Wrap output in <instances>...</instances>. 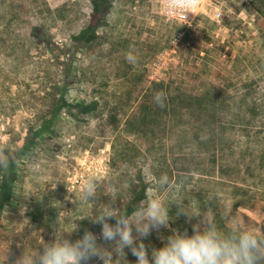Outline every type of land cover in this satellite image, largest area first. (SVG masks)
I'll return each instance as SVG.
<instances>
[{"label":"rangeland","instance_id":"rangeland-1","mask_svg":"<svg viewBox=\"0 0 264 264\" xmlns=\"http://www.w3.org/2000/svg\"><path fill=\"white\" fill-rule=\"evenodd\" d=\"M94 1L0 0L7 264L94 215L112 186L129 215L149 197L166 202L168 226L143 238L149 255L173 231L193 234L209 210L222 228L236 215L264 230V0H202L187 16L170 0H105L99 11ZM89 26L97 39L76 42ZM89 176L97 198L85 202ZM74 222L66 238L99 237L91 218Z\"/></svg>","mask_w":264,"mask_h":264},{"label":"clouds","instance_id":"clouds-1","mask_svg":"<svg viewBox=\"0 0 264 264\" xmlns=\"http://www.w3.org/2000/svg\"><path fill=\"white\" fill-rule=\"evenodd\" d=\"M197 3L198 0H170L172 9L184 12L186 16L189 13L187 10ZM164 99L163 93H157L154 97L160 107L164 106ZM8 166V157L0 149V169L6 170ZM97 179L89 176L81 184L83 201L97 198ZM157 183L161 187L168 185V177L162 175ZM109 191L111 201L99 206L94 215L73 220L74 227L71 230L55 231L54 238L49 242L40 237V246L31 249L24 247L14 264H89L93 259L101 264H127L125 249H129L136 257V264H264V230L259 226L249 228L248 223L236 215L223 217L222 228L215 223L211 210L203 217V226H193V234L173 231L166 243L160 248H153L149 255L143 238L153 229L168 226L170 216L166 202L158 197H149L147 202L142 201L129 215L113 206L119 196L118 188L112 186ZM181 202L174 199L172 204L182 206ZM184 214L192 217L186 212ZM86 218H91L94 224L101 226L99 237L85 230L82 237L75 241L66 238V233L71 235L78 230L74 221ZM112 219L115 220L114 224L109 222ZM98 240L104 244L98 243ZM106 244L111 247H106ZM8 252L9 246L0 252V264H7Z\"/></svg>","mask_w":264,"mask_h":264},{"label":"trees","instance_id":"trees-1","mask_svg":"<svg viewBox=\"0 0 264 264\" xmlns=\"http://www.w3.org/2000/svg\"><path fill=\"white\" fill-rule=\"evenodd\" d=\"M106 3L105 0H100V1H94V7L93 9L95 11H99L104 4ZM73 39L80 43V44H89L97 39L96 32L94 28L91 26L82 28L77 35L73 36ZM56 109H63V104H61V101L57 102ZM93 108H90V110ZM24 151V150H23ZM11 193V186L7 183L5 185V190L2 192L1 199L3 202H7L9 200L10 194Z\"/></svg>","mask_w":264,"mask_h":264},{"label":"built area","instance_id":"built-area-1","mask_svg":"<svg viewBox=\"0 0 264 264\" xmlns=\"http://www.w3.org/2000/svg\"><path fill=\"white\" fill-rule=\"evenodd\" d=\"M201 2H202V0H198V3H197V5H199Z\"/></svg>","mask_w":264,"mask_h":264}]
</instances>
